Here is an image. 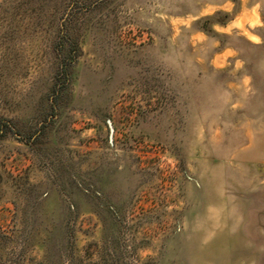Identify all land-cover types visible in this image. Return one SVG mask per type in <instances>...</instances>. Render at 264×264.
Instances as JSON below:
<instances>
[{"label":"rangeland","instance_id":"374dc122","mask_svg":"<svg viewBox=\"0 0 264 264\" xmlns=\"http://www.w3.org/2000/svg\"><path fill=\"white\" fill-rule=\"evenodd\" d=\"M0 264H264V0H0Z\"/></svg>","mask_w":264,"mask_h":264},{"label":"trees","instance_id":"16d2710c","mask_svg":"<svg viewBox=\"0 0 264 264\" xmlns=\"http://www.w3.org/2000/svg\"><path fill=\"white\" fill-rule=\"evenodd\" d=\"M219 16H223V15H221V13L220 14H218V15H216V16H213V17H210V19H213V20H215V22H222V21H220V17ZM229 17V15H225V17Z\"/></svg>","mask_w":264,"mask_h":264},{"label":"water","instance_id":"95a60500","mask_svg":"<svg viewBox=\"0 0 264 264\" xmlns=\"http://www.w3.org/2000/svg\"><path fill=\"white\" fill-rule=\"evenodd\" d=\"M109 125H110V129H111V132H112V136H111V137H113V131H114V128H113V126H112L111 123H110Z\"/></svg>","mask_w":264,"mask_h":264},{"label":"snow or ice","instance_id":"6c2138e0","mask_svg":"<svg viewBox=\"0 0 264 264\" xmlns=\"http://www.w3.org/2000/svg\"><path fill=\"white\" fill-rule=\"evenodd\" d=\"M253 39H255V37H253Z\"/></svg>","mask_w":264,"mask_h":264}]
</instances>
